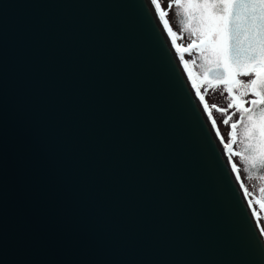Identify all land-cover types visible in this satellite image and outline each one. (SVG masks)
I'll use <instances>...</instances> for the list:
<instances>
[{
	"label": "water",
	"instance_id": "obj_1",
	"mask_svg": "<svg viewBox=\"0 0 264 264\" xmlns=\"http://www.w3.org/2000/svg\"><path fill=\"white\" fill-rule=\"evenodd\" d=\"M152 2L0 0V264H264Z\"/></svg>",
	"mask_w": 264,
	"mask_h": 264
},
{
	"label": "flooded vegetation",
	"instance_id": "obj_2",
	"mask_svg": "<svg viewBox=\"0 0 264 264\" xmlns=\"http://www.w3.org/2000/svg\"><path fill=\"white\" fill-rule=\"evenodd\" d=\"M182 1L184 4L191 3L192 5L203 3V0ZM177 8L184 13L185 25L195 36L193 39L191 38L190 43L185 41L186 48L184 51H180L181 53L185 52L184 55L187 57L191 54V59H189L191 68L197 72L196 75L199 77L198 85L200 89L197 88V85L192 79L194 86L217 131L221 147L225 149L226 153H231L234 156L233 163L235 169L237 172H242L243 181L246 186L257 195V198H252L253 201L251 200L252 209L264 213V170L253 169L246 159L249 155V145L251 143L258 144L260 141V118L258 115L253 116V122L257 126L256 133L253 135L251 131H246L249 125L247 113L239 111L237 107L250 108L256 113L259 112V107L252 105L250 101L259 99V96L256 94L257 92H264V88L260 87L261 80H264V68L260 67L261 64H257L251 71L244 72L249 73L248 75H244L235 70L228 60L227 66L223 70L225 73L224 80L218 79L221 70L214 74V76H209L210 71L213 73V71L219 70L209 47L211 34H204L207 32V29L196 32L192 30L197 28L199 24V16L197 14L199 10L197 8L193 7L188 9L187 12L184 8ZM181 56L183 57L182 54ZM257 72L261 79L257 80L256 86L252 88L247 87L252 79H256ZM235 81H242L243 86L237 84ZM229 87L232 88L231 93L227 91ZM234 98L235 104L229 107ZM225 121L228 122L225 123ZM233 123H236L235 129L231 127ZM244 171L246 172L245 175ZM253 186L255 190L252 189Z\"/></svg>",
	"mask_w": 264,
	"mask_h": 264
},
{
	"label": "snow or ice",
	"instance_id": "obj_3",
	"mask_svg": "<svg viewBox=\"0 0 264 264\" xmlns=\"http://www.w3.org/2000/svg\"><path fill=\"white\" fill-rule=\"evenodd\" d=\"M177 7L188 9L197 8L199 16V24L197 28L192 29L194 32L207 29L204 34H211V41L209 47L211 55L215 60L220 75L218 79L224 80V68L227 66L229 59V33L235 34L236 42L233 46V53L231 55L232 63L237 67H242L240 42L241 26L243 25V32L248 36V46L246 52L248 53L243 63L255 62L257 59L264 61V0H203V3L198 5L184 4L182 0H174ZM175 35V34H174ZM202 39V36H201ZM195 43V41H193ZM264 68V63L260 65ZM248 75L249 73H242ZM261 79L259 73H256V79H252L247 87L252 88L257 85V80ZM237 84L243 86L242 81H235ZM261 88H264V80H261ZM232 92V88L227 89ZM259 99H253L250 103L259 107V112L256 113L253 109L243 108L237 106L239 111L247 113L249 125L246 131H251L253 135L256 133V124L253 122V116L258 115L260 118L259 124V143H251L249 145V155L246 157L248 163L253 169L264 170V92H257ZM203 99V97H202ZM235 104V98L229 107ZM226 111V110H221ZM230 119V118H229ZM243 119V117H242ZM228 121H225L227 123ZM232 129L236 128V123L231 125ZM260 233H264V228L259 229ZM264 239V236L260 237Z\"/></svg>",
	"mask_w": 264,
	"mask_h": 264
},
{
	"label": "rangeland",
	"instance_id": "obj_4",
	"mask_svg": "<svg viewBox=\"0 0 264 264\" xmlns=\"http://www.w3.org/2000/svg\"><path fill=\"white\" fill-rule=\"evenodd\" d=\"M154 1L156 2V5H157L156 10H155V6L151 0L152 4L154 6V10L157 13V15L159 16L161 23H162L164 28H165V25L163 23V20L165 21L167 29L170 33V35H169L166 31L168 38L170 39L171 42H173V40H174L175 45H176L179 52L181 50L184 51L186 48L185 41H188V43H190L191 38L193 39L195 37L194 34L185 25L184 13L179 8H177V6L174 3V0H154ZM182 3H183V1H182ZM184 53L185 52L181 53L183 55V57L182 56L181 57L183 59L185 67L187 69L186 72H187L188 76L191 77V79H193L194 83L197 85V88L200 89V87L198 85L199 77H197V75H196L197 72L191 68L192 66H191V62L189 60V59H191V54L189 55V57H187L184 55ZM179 56H180V53H179ZM228 155H229V158H230V160L233 164V167H234V163H233L234 156L231 153H229ZM234 169H235V167H234ZM245 174H246V172L244 171V175ZM237 175L239 176L241 184L245 190L247 197L250 199V202H251L252 198H257V195H255L253 193V191H251L249 189V187L246 186L245 182L243 181L242 172L238 171ZM252 189L255 190L254 186L252 187ZM253 212L256 215L261 227L264 228V213H260L258 210L257 211L253 210Z\"/></svg>",
	"mask_w": 264,
	"mask_h": 264
},
{
	"label": "bare ground",
	"instance_id": "obj_5",
	"mask_svg": "<svg viewBox=\"0 0 264 264\" xmlns=\"http://www.w3.org/2000/svg\"><path fill=\"white\" fill-rule=\"evenodd\" d=\"M154 16H158L157 15V13L155 12V10H154ZM165 29V28H164ZM165 32H166V30H165ZM167 34V33H166ZM168 36V35H167ZM169 41H170V39H169ZM170 43H171V41H170ZM171 45H172V43H171ZM172 47H173V45H172ZM175 52V54L177 53L176 51H174ZM177 56V55H176ZM178 61H179V59H178ZM179 63H180V65H181V68H182V70H183V72L185 73V69H184V67H183V65L181 64V62L179 61ZM186 74V73H185ZM190 87H191V89L194 91V89L192 88V86L190 85ZM199 99V98H198ZM200 101V100H199ZM200 108L202 109V103H201V101H200ZM205 112H203V115H204V117L206 118V120H207V122H208V125L210 126V129H211V131L213 132V134H214V136L216 137V132H215V130H214V127H213V124H212V122H211V120L208 118V116L206 115V114H204ZM216 139H217V137H216ZM218 140V139H217ZM218 142H219V140H218ZM219 145H220V143H219ZM220 147H221V145H220ZM221 149H223V147H221ZM224 151H225V149H223ZM257 226H258V228H260L259 227V225L257 224Z\"/></svg>",
	"mask_w": 264,
	"mask_h": 264
}]
</instances>
